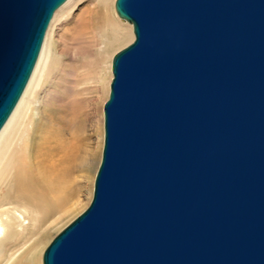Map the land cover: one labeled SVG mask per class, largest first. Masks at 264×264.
I'll list each match as a JSON object with an SVG mask.
<instances>
[{
  "label": "water",
  "instance_id": "obj_1",
  "mask_svg": "<svg viewBox=\"0 0 264 264\" xmlns=\"http://www.w3.org/2000/svg\"><path fill=\"white\" fill-rule=\"evenodd\" d=\"M64 0H0V126ZM87 206L41 264H264V0H114Z\"/></svg>",
  "mask_w": 264,
  "mask_h": 264
},
{
  "label": "bare ground",
  "instance_id": "obj_2",
  "mask_svg": "<svg viewBox=\"0 0 264 264\" xmlns=\"http://www.w3.org/2000/svg\"><path fill=\"white\" fill-rule=\"evenodd\" d=\"M74 2L75 0H64L52 12L24 88L0 126V191L2 188L5 189L0 197V264H20L21 262L39 264L43 236L37 238L30 246L21 248L20 242H26L30 236V232L27 233L26 229L28 226H33L36 231L38 228L35 226L42 224L44 218L57 209V212L62 210L68 212L71 207H66L65 203L69 202L70 196H74L70 183L78 178V176L73 177V174L81 171L90 174L97 162L103 121V116L101 119L99 113L95 123L85 127L84 124L78 126L71 120L67 121L65 117L54 118L43 110L41 118L39 117L37 123L35 122L38 125H31L29 129L22 128L24 120L29 116L28 112L35 98L36 87L48 74L53 60V52L49 45L51 19L53 18V21L57 16L65 14ZM96 2L99 5L103 3V0H96ZM109 12L104 18V28H113V36L117 37L114 25L118 26V24L111 23ZM117 17L122 22L130 24L118 15ZM89 31L81 32L75 37L78 45L74 51L76 55H79V49H84L82 53L87 52L85 44H90L88 41L94 39V35L89 34ZM118 39L117 37L116 41ZM102 47L104 45H101ZM103 70L104 74L108 70L111 73V63L109 69L107 65L102 64L99 74ZM110 79L99 81V83L104 82V87L107 86V93ZM96 101L99 103L98 97ZM88 178L91 179V176ZM26 213H29L30 217H26ZM2 215H5V218ZM26 219L28 221H25Z\"/></svg>",
  "mask_w": 264,
  "mask_h": 264
},
{
  "label": "rangeland",
  "instance_id": "obj_3",
  "mask_svg": "<svg viewBox=\"0 0 264 264\" xmlns=\"http://www.w3.org/2000/svg\"><path fill=\"white\" fill-rule=\"evenodd\" d=\"M113 3L114 0H103V3L98 5L96 0H75L69 11L57 16L53 21V18L51 19L49 45L53 52V60L48 74L41 79L36 87L35 98L31 102L29 116H27L28 120L26 118V121L24 120L22 124L23 129L25 127L29 129L31 125H35L39 120L38 118H41L43 110L50 113L54 118L65 117L67 121L71 120L78 126L84 124L86 127L94 124L97 113L101 115L102 119V105L108 93L107 83L104 87V82L99 83V81L110 79L111 73L108 70L104 74L103 70L99 74L100 66L105 64L109 69L113 54L130 43L133 38L131 25L122 22L117 17ZM108 11L111 12V16L109 12L111 23L113 25L118 24V26L114 25V31L119 38L117 41V37L113 36V28H104V18L108 16ZM85 31H89V34L94 35V39L88 41L90 44H85L86 53H82L84 49H79L80 53L76 55L74 51L78 48V45L75 37ZM101 45H104L103 49ZM104 91L106 93H103ZM97 97L99 103L96 101ZM88 129L91 128L88 127ZM93 136L95 137L94 133ZM102 139L103 121L101 122L100 148L98 147L97 162L94 165L95 167L93 166V171L90 174L83 171L73 174V177L78 176L70 183V189L74 191V196H70L69 202L65 203L66 207H71L70 210L68 212H65L66 210L57 212V209L45 217L42 224L35 226L38 228L36 231H34L33 226H28L26 232H30V236L26 242H20L19 246H22L21 248L30 246L37 238L43 236L42 254L50 239L87 206L91 197L93 177L100 158ZM89 176H91V179L88 178ZM4 190V188L1 189L0 197ZM25 216L30 217V214L26 213ZM2 217L5 218V215H2ZM27 219L25 221H28ZM20 264H25V262ZM39 264H41V255Z\"/></svg>",
  "mask_w": 264,
  "mask_h": 264
}]
</instances>
